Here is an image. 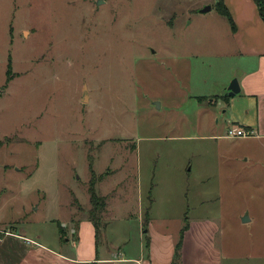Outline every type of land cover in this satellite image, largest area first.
I'll use <instances>...</instances> for the list:
<instances>
[{
  "label": "rangeland",
  "instance_id": "obj_1",
  "mask_svg": "<svg viewBox=\"0 0 264 264\" xmlns=\"http://www.w3.org/2000/svg\"><path fill=\"white\" fill-rule=\"evenodd\" d=\"M216 1L0 0L1 227L61 246L91 164L99 249L186 216L222 264H264V136H226L233 97L208 101L245 62Z\"/></svg>",
  "mask_w": 264,
  "mask_h": 264
},
{
  "label": "crops",
  "instance_id": "obj_2",
  "mask_svg": "<svg viewBox=\"0 0 264 264\" xmlns=\"http://www.w3.org/2000/svg\"><path fill=\"white\" fill-rule=\"evenodd\" d=\"M222 1L234 25L232 29L227 21L230 50L245 61L237 62L231 75V78H237L240 89L231 96L233 98L228 103L230 111L225 123L227 127H243L264 136V20L254 0ZM225 95L229 96L226 92ZM225 95L219 96L220 99L210 98L209 104H218V100L226 99ZM143 222L136 224L138 240L135 244L130 245V241L126 240L120 247L115 244L100 249L97 241L99 232L96 234L94 222L89 216L72 223L67 239H63L61 246L55 239L25 234L27 228H22L23 233L2 227L12 234L0 240V264H171L182 226L175 233L156 227L149 221L146 224ZM187 223L179 264H222L220 248L214 237L216 226L210 221L201 220ZM143 227H147V235Z\"/></svg>",
  "mask_w": 264,
  "mask_h": 264
},
{
  "label": "trees",
  "instance_id": "obj_3",
  "mask_svg": "<svg viewBox=\"0 0 264 264\" xmlns=\"http://www.w3.org/2000/svg\"><path fill=\"white\" fill-rule=\"evenodd\" d=\"M259 15L261 16V18L264 20V2L263 0H254ZM215 7L217 12L222 15L230 24L232 29H234V25L232 23V19L231 16L227 10V8L225 7V5L223 4L222 0H217L215 3ZM10 66H8L7 69V82L10 81L11 79V74H10ZM224 98H227V95L224 96ZM4 144V142L0 139V147ZM90 172L92 174L91 179L88 182V196H89V202H90V209L88 210L89 212V217L90 219L94 222V226L96 229V234L99 232V222L101 221V216H102V212L105 210L106 207V200L105 197L103 196H98L95 192V182H96V176L94 174V171L91 167L90 164ZM148 222V215L146 214V220H145V224ZM188 227V223H187V217H184V224L182 225L180 231H179V235H178V239L175 243L174 246V254H173V258H172V262L171 264H179L180 262V251H181V246H182V240H183V234L184 231L187 229ZM60 230H62L61 227H59ZM64 233V232H63ZM63 235V234H62Z\"/></svg>",
  "mask_w": 264,
  "mask_h": 264
},
{
  "label": "built area",
  "instance_id": "obj_4",
  "mask_svg": "<svg viewBox=\"0 0 264 264\" xmlns=\"http://www.w3.org/2000/svg\"><path fill=\"white\" fill-rule=\"evenodd\" d=\"M254 132L250 129H245L243 127H238V126H229L227 127V134L226 136L235 138V137H248L252 136ZM12 234L10 230L7 228H2L0 227V240L3 238L5 235Z\"/></svg>",
  "mask_w": 264,
  "mask_h": 264
},
{
  "label": "water",
  "instance_id": "obj_5",
  "mask_svg": "<svg viewBox=\"0 0 264 264\" xmlns=\"http://www.w3.org/2000/svg\"><path fill=\"white\" fill-rule=\"evenodd\" d=\"M210 10V6H205L204 8H202L200 11L201 12H207ZM239 85H238V81L236 79L231 80V82L229 83V85L227 86V94L229 96L235 95L236 93L239 92ZM86 97V95H85ZM85 99V98H84ZM156 105H158V103H156ZM248 220L247 216L245 215L242 218L243 222H246Z\"/></svg>",
  "mask_w": 264,
  "mask_h": 264
}]
</instances>
